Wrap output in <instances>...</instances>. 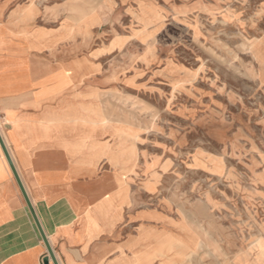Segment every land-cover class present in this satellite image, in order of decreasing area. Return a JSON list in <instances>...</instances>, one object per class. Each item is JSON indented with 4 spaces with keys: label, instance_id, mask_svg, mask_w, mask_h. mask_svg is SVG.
<instances>
[{
    "label": "rangeland",
    "instance_id": "rangeland-1",
    "mask_svg": "<svg viewBox=\"0 0 264 264\" xmlns=\"http://www.w3.org/2000/svg\"><path fill=\"white\" fill-rule=\"evenodd\" d=\"M19 4L56 31L98 12L117 75L91 92L71 77L87 137L113 129L138 138L161 197L204 236L188 264H264V0Z\"/></svg>",
    "mask_w": 264,
    "mask_h": 264
},
{
    "label": "crops",
    "instance_id": "crops-1",
    "mask_svg": "<svg viewBox=\"0 0 264 264\" xmlns=\"http://www.w3.org/2000/svg\"><path fill=\"white\" fill-rule=\"evenodd\" d=\"M19 2L0 0V136L58 264H188L204 236L161 197L138 138L87 137L71 77L91 92L117 75L98 12L56 31ZM0 264H53L1 144Z\"/></svg>",
    "mask_w": 264,
    "mask_h": 264
},
{
    "label": "water",
    "instance_id": "water-1",
    "mask_svg": "<svg viewBox=\"0 0 264 264\" xmlns=\"http://www.w3.org/2000/svg\"><path fill=\"white\" fill-rule=\"evenodd\" d=\"M0 144H1V147H2L4 153H5L6 157H7V160H8V162H9L11 168H12V171H13L14 176H15V178H16V181H17V183H18V185H19V187H20V190H21V192H22V194H23V196H24V198H25V200H26V203H27L29 209L32 211V214H33L34 220H35V222H36V224H37V227H38V229H39V231H40V233H41V236H42V238H43V241H44V243H45V245H46V247H47L48 255H49L50 259L52 260L53 264H58V262H57V260H56V258H55V255H54V253H53V250H52V248H51V246H50V244H49V242H48V240H47V238H46V236H45V234H44V232H43V230H42V228H41V226H40V223H39V221H38V219H37L35 213L33 212L32 205H31V203H30V201H29V199H28V196H27V194H26V192H25V190H24V187H23V185H22V183H21V181H20V179H19V176H18V174H17V172H16V170H15V168H14V165H13V163H12V161H11V158H10V156H9V153H8L6 147H5V145H4V143H3L2 139H1V136H0Z\"/></svg>",
    "mask_w": 264,
    "mask_h": 264
}]
</instances>
